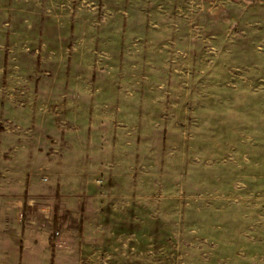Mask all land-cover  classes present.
<instances>
[{"label": "rangeland", "instance_id": "obj_1", "mask_svg": "<svg viewBox=\"0 0 264 264\" xmlns=\"http://www.w3.org/2000/svg\"><path fill=\"white\" fill-rule=\"evenodd\" d=\"M0 126V264H264V0H0Z\"/></svg>", "mask_w": 264, "mask_h": 264}, {"label": "trees", "instance_id": "obj_2", "mask_svg": "<svg viewBox=\"0 0 264 264\" xmlns=\"http://www.w3.org/2000/svg\"><path fill=\"white\" fill-rule=\"evenodd\" d=\"M1 127V126H0ZM57 189V188H56ZM55 199L58 200V198L56 197ZM55 200V201H57ZM35 206H30L27 204V201L24 200V203H23V209L26 210V209H29V208H33ZM58 204L57 202L55 203L54 205V209H55V212H54V217H53V220H54V230L52 231V233L50 234L49 236V243H50V246H51V259L53 260V258L55 257V239H56V231L58 230V228L61 226L60 224V220L61 218L64 220H67L68 219V215H69V212L68 211H63L61 214L58 215ZM24 221V220H23Z\"/></svg>", "mask_w": 264, "mask_h": 264}, {"label": "crops", "instance_id": "obj_3", "mask_svg": "<svg viewBox=\"0 0 264 264\" xmlns=\"http://www.w3.org/2000/svg\"><path fill=\"white\" fill-rule=\"evenodd\" d=\"M27 204L30 205V206H34V205L29 204L28 202H27ZM22 212H23V209H22ZM22 212H21V219H22V216H24V214H22ZM22 221H23V219H22Z\"/></svg>", "mask_w": 264, "mask_h": 264}, {"label": "bare ground", "instance_id": "obj_4", "mask_svg": "<svg viewBox=\"0 0 264 264\" xmlns=\"http://www.w3.org/2000/svg\"><path fill=\"white\" fill-rule=\"evenodd\" d=\"M105 56H106V54H105Z\"/></svg>", "mask_w": 264, "mask_h": 264}]
</instances>
